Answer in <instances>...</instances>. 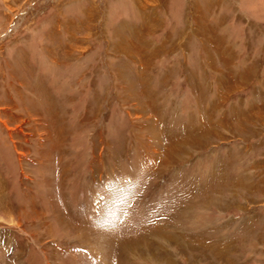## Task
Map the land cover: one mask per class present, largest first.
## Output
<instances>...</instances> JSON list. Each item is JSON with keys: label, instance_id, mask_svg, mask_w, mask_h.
Wrapping results in <instances>:
<instances>
[{"label": "rangeland", "instance_id": "rangeland-1", "mask_svg": "<svg viewBox=\"0 0 264 264\" xmlns=\"http://www.w3.org/2000/svg\"><path fill=\"white\" fill-rule=\"evenodd\" d=\"M0 264H264V0H0Z\"/></svg>", "mask_w": 264, "mask_h": 264}]
</instances>
